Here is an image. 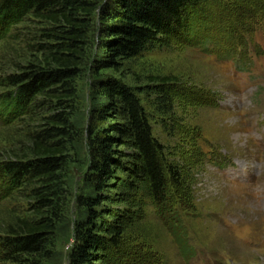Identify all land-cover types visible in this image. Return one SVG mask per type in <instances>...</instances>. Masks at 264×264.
I'll return each instance as SVG.
<instances>
[{"label": "trees", "instance_id": "1", "mask_svg": "<svg viewBox=\"0 0 264 264\" xmlns=\"http://www.w3.org/2000/svg\"><path fill=\"white\" fill-rule=\"evenodd\" d=\"M201 1L0 0L2 37L23 26L17 38L31 53L0 78L12 128L0 176L27 203L0 229V263L60 264V243L71 236L68 264H110L107 252L131 231L142 232L134 222L148 200L171 209L169 185L179 168L155 128L172 135L169 79L131 85L122 70L187 27ZM86 78L90 93L81 87ZM76 162L87 166L81 187L74 186ZM170 226L189 257L182 224Z\"/></svg>", "mask_w": 264, "mask_h": 264}, {"label": "rangeland", "instance_id": "2", "mask_svg": "<svg viewBox=\"0 0 264 264\" xmlns=\"http://www.w3.org/2000/svg\"><path fill=\"white\" fill-rule=\"evenodd\" d=\"M199 7L187 27L122 70L131 85L149 83L150 76L169 79L172 135L158 123L155 128L179 176L170 180L171 209L148 200L134 222L142 232L133 230L112 247L110 264H264V0H202ZM20 31L23 26H14L4 39L0 28V78L31 59ZM221 45L236 55L225 56ZM81 87L90 93V79ZM2 106L0 163L12 132ZM86 172L84 163H75V187ZM26 205L0 176V229L13 220L11 211ZM176 219L189 257L172 233ZM72 242L71 236L62 239L60 264H68Z\"/></svg>", "mask_w": 264, "mask_h": 264}]
</instances>
